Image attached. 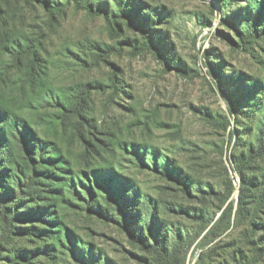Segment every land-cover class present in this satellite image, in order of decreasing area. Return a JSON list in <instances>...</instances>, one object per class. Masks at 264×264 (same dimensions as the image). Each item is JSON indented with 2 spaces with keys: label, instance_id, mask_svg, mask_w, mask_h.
Here are the masks:
<instances>
[{
  "label": "rangeland",
  "instance_id": "rangeland-1",
  "mask_svg": "<svg viewBox=\"0 0 264 264\" xmlns=\"http://www.w3.org/2000/svg\"><path fill=\"white\" fill-rule=\"evenodd\" d=\"M49 2L64 3L65 8L51 12L26 0L3 4L1 27L29 40L46 59L43 65L55 87L75 102L69 110L25 112L41 136L61 144L76 170L112 166L134 181L142 194V210L154 203L155 210L170 219L184 192L154 162L162 166L167 156L203 182H216L223 163L234 176L232 133L248 119L233 110L230 97L240 98L252 80H264V38L246 50L226 22L229 9H222L219 0H94L95 8L111 15L133 14L153 44L166 51L165 60L127 19L110 23L104 14L79 8L75 0ZM243 4L246 1H238L232 8ZM19 87L14 96L21 94ZM125 142L148 146L155 155H135ZM61 215L84 240L120 264H136L130 254L136 249L117 222L90 215L82 207L64 208ZM13 238L0 264H9L4 256L14 249L34 250L42 243L33 236ZM196 258L195 251L190 264ZM23 264L79 262L66 250Z\"/></svg>",
  "mask_w": 264,
  "mask_h": 264
},
{
  "label": "trees",
  "instance_id": "trees-1",
  "mask_svg": "<svg viewBox=\"0 0 264 264\" xmlns=\"http://www.w3.org/2000/svg\"><path fill=\"white\" fill-rule=\"evenodd\" d=\"M10 1L0 0V257L6 243L21 235L42 243L34 250L10 251L4 256L9 264L31 263L40 256L54 258L66 250L79 264H120L66 224L62 209L82 207L126 231L136 249L130 252L136 264H190L189 256L195 251L194 264H264V80H252L240 98L230 97L233 110L248 119L244 128L232 133L236 135L230 157L234 176L225 163L216 182H203L167 156L162 166L154 162L184 192V200L171 208L175 218H163L154 203V211L142 210V194L131 178L112 166L76 170L61 144L35 128L25 111L69 110L75 102L55 87L43 65L46 59L29 40L1 27L3 4ZM26 1L51 12L65 8L64 3L49 0ZM219 1L222 9H229L226 22L246 50L252 49L254 40L264 38V0H243L246 4L237 9L232 4L241 0ZM75 2L90 14H104L110 23L127 19L167 60L166 51L153 44L152 35L133 14L111 15L95 8L94 0ZM19 86L21 94L14 96ZM123 146L135 155H155L148 146L126 142ZM142 215L147 216L144 222Z\"/></svg>",
  "mask_w": 264,
  "mask_h": 264
}]
</instances>
